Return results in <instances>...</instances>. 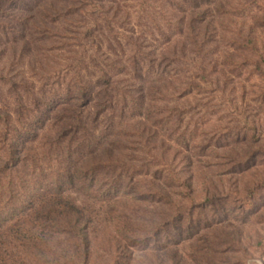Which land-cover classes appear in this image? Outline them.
<instances>
[{"label": "trees", "instance_id": "1", "mask_svg": "<svg viewBox=\"0 0 264 264\" xmlns=\"http://www.w3.org/2000/svg\"><path fill=\"white\" fill-rule=\"evenodd\" d=\"M216 1L0 0V65L11 53L22 66L18 75L9 74L15 62L0 67V264L73 261L71 244L86 263L85 210L64 196L66 184L88 188L108 171L101 181L116 189L117 172L132 166L116 151L132 150L127 157L156 174L181 170L179 187H192L188 113L169 104L210 74L213 11L223 10ZM29 72L48 82L53 99L32 93L34 103H25L23 93L36 87ZM175 119L178 135L168 144ZM51 122L53 136L44 134ZM98 133L116 136L101 145ZM76 151H84L78 159ZM53 156L58 169L45 175L42 163Z\"/></svg>", "mask_w": 264, "mask_h": 264}, {"label": "rangeland", "instance_id": "2", "mask_svg": "<svg viewBox=\"0 0 264 264\" xmlns=\"http://www.w3.org/2000/svg\"><path fill=\"white\" fill-rule=\"evenodd\" d=\"M219 1L214 6L223 10L213 11L217 32L208 80L198 77L190 96L169 104L172 113H188L182 129L188 126L196 156L192 187H179L181 170L156 174L157 168L143 164L146 160L127 157L132 150L116 151V158L135 166L117 172L123 175L116 189L109 192L101 181L108 171L88 188L77 181L66 184L64 196L85 210L91 248L82 263L71 244L67 251L75 260L60 264H264V0ZM9 60L15 62L9 74H20L22 66L11 53L0 67ZM27 76L36 87L23 93L25 103H34L32 93L54 98L47 81ZM172 122L168 144L178 135V121ZM47 125L44 134L53 136L58 126ZM99 134L101 145L116 136ZM83 140L78 142L86 144ZM55 158L42 163L45 175L56 173ZM26 259L25 264H50Z\"/></svg>", "mask_w": 264, "mask_h": 264}]
</instances>
